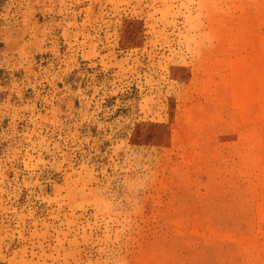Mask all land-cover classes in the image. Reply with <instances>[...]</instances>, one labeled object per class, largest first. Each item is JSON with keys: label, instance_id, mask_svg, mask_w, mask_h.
<instances>
[{"label": "rangeland", "instance_id": "374dc122", "mask_svg": "<svg viewBox=\"0 0 264 264\" xmlns=\"http://www.w3.org/2000/svg\"><path fill=\"white\" fill-rule=\"evenodd\" d=\"M0 264H264V0H0Z\"/></svg>", "mask_w": 264, "mask_h": 264}]
</instances>
